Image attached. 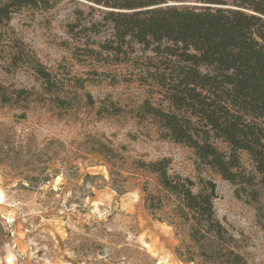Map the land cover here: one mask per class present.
Wrapping results in <instances>:
<instances>
[{"label": "rangeland", "instance_id": "rangeland-1", "mask_svg": "<svg viewBox=\"0 0 264 264\" xmlns=\"http://www.w3.org/2000/svg\"><path fill=\"white\" fill-rule=\"evenodd\" d=\"M102 10L61 0L23 8L0 28V85L33 95L0 103V264H264V190L256 187L259 202L239 196L192 149L164 138L143 111L146 101L167 108L149 76L153 54L105 51L112 31L90 30ZM34 57L57 94L45 93ZM163 159L173 176L216 183L221 237L199 234L159 185L147 165ZM241 162L255 173L246 153Z\"/></svg>", "mask_w": 264, "mask_h": 264}, {"label": "trees", "instance_id": "trees-1", "mask_svg": "<svg viewBox=\"0 0 264 264\" xmlns=\"http://www.w3.org/2000/svg\"><path fill=\"white\" fill-rule=\"evenodd\" d=\"M59 1L0 0V28L23 8L49 11ZM84 1L103 9L90 30L98 34L99 24L112 31V39L102 45L105 51L120 56L137 45L153 54L149 76L163 91L167 108L146 101L143 111L164 138L192 149L204 167L236 186L239 196L243 191L259 202L256 187L264 190V0ZM171 2L202 6H168ZM29 65L45 93L57 94L51 73L35 57ZM3 89L0 85L1 104L14 102V94L19 102H31L26 90L10 95ZM241 153L250 157L254 174L243 168ZM169 165L163 159L147 166L163 190L179 198L199 234L221 237L224 229L214 212L216 183L173 176ZM259 212L264 224L263 209Z\"/></svg>", "mask_w": 264, "mask_h": 264}, {"label": "water", "instance_id": "water-1", "mask_svg": "<svg viewBox=\"0 0 264 264\" xmlns=\"http://www.w3.org/2000/svg\"><path fill=\"white\" fill-rule=\"evenodd\" d=\"M180 5H183V4L170 3L168 6H180ZM186 5L202 6V5H197V4H186Z\"/></svg>", "mask_w": 264, "mask_h": 264}]
</instances>
